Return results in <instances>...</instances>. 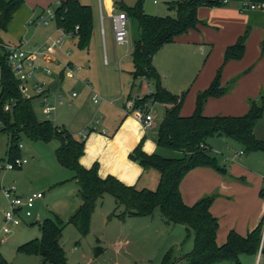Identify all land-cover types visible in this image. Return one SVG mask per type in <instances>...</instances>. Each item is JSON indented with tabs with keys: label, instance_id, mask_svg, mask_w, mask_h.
<instances>
[{
	"label": "trees",
	"instance_id": "obj_1",
	"mask_svg": "<svg viewBox=\"0 0 264 264\" xmlns=\"http://www.w3.org/2000/svg\"><path fill=\"white\" fill-rule=\"evenodd\" d=\"M264 1V0H251ZM22 0H0V30L5 31L12 15L20 7ZM201 6H221L212 0H185L168 4V10H175L174 18L151 16L143 12V0H137L133 8L122 7L129 20H135L138 26V38L132 41L131 62L133 64L132 80L144 78L152 94L144 96L142 103L170 106L158 127L156 147L181 154L176 159H166L156 154L147 155L141 151L143 139L133 149L129 158L137 161L143 169H153L159 174L157 189L154 191L136 189L124 185L112 176L102 179L98 176L97 165L89 169L80 165L84 153V141L75 140L66 131L53 128L47 121L36 119L27 98L19 89L0 49V124L2 130L9 134L10 143L7 159L19 157L18 140L25 136L32 141L50 142L56 140L59 146L55 150L58 164L74 172L73 180L78 186L80 207L69 218L66 225L73 226L82 238L89 233L90 219L97 201L104 195L114 199L116 208L110 218L123 219L126 216L148 217L158 210L166 224L182 225L194 233L193 250L184 256L186 264H215L228 262L239 264L240 255H255L262 240L263 225L260 224L245 237L231 231L223 245L216 244L218 222L211 215L209 208L214 196L204 197L193 206H186L181 199L179 186L183 177L190 170L198 167L212 168L225 175L224 168L218 166L205 142L210 137H221L241 146L248 152L264 153V143L258 140L253 129L264 116V93L256 101L250 102L248 112L240 117H205L203 108L210 98L223 96L227 89L220 86V72H217L210 86L199 93L195 100L194 112L189 117L180 116L184 94L174 95L161 86L160 76L152 66V56L177 37L188 33L204 24L198 19ZM55 26L66 33H73L76 47L83 51L88 49L93 31L92 10L77 0H65L55 8ZM75 27L78 30L75 32ZM243 36L236 44L228 47L224 54V63L242 59L245 49ZM152 83V85H151ZM233 84V82H232ZM9 102V110L4 107ZM244 154V152H242ZM216 155V154H215ZM121 209V210H119ZM64 224L54 217L39 223L40 240H33L21 245L17 251L28 256H38L41 264H67L65 252L60 245ZM260 254H264V242ZM172 250L165 253L161 264H176ZM179 258L178 261L182 260ZM0 264H6L0 256Z\"/></svg>",
	"mask_w": 264,
	"mask_h": 264
},
{
	"label": "crops",
	"instance_id": "obj_2",
	"mask_svg": "<svg viewBox=\"0 0 264 264\" xmlns=\"http://www.w3.org/2000/svg\"><path fill=\"white\" fill-rule=\"evenodd\" d=\"M4 1L8 2L10 0ZM64 1L65 0H22V4L12 15L5 32L12 35L13 39L16 41H22L21 38L23 34L26 35L29 25L36 24L34 21H36L47 8L55 9ZM77 1L82 5L91 8L94 23L95 10L97 8L99 22L102 26L101 34L103 39V35L105 34L103 26L105 17L101 3L99 4L97 0L96 7V0ZM105 7H109L107 0L105 1ZM166 10L170 11L168 8H166ZM231 10L232 8L228 10L212 9L214 12L210 15V18L207 19L215 26L221 25L218 23V17L226 11ZM109 11L111 10L107 9L108 16L106 18L111 27L110 17L116 12L113 13ZM158 12L159 13L154 16H167L166 12L162 9ZM200 21L202 22V20ZM206 26L205 23L198 25L196 29L189 31L180 37L176 43L169 44L167 46L168 48L163 47V50L160 49L161 51H158L156 55L153 56L152 63L155 65L154 67L157 74L160 76V80L162 76L164 77L161 80V86L174 95H181L186 92L187 95L184 106L185 112L180 114V116L188 117L187 115L194 112L193 109L195 108L197 95L210 86L217 72L221 69L220 86L222 89H227V92L219 98L208 99L203 108V115L205 117L243 116L248 112L250 102L257 100L258 97L264 93V29L262 30V27L257 28L255 24H252V26H256L255 29H257L253 32L252 36L250 35L248 40H246L242 59L224 63L225 50L236 44L238 39L244 35V28L241 25L239 29L223 31V36L216 39ZM52 27L53 28L45 30L46 36H42L41 38L40 36H37L38 38L34 39L35 43L32 41L33 39H31L32 44H28L36 47L44 41L46 49L43 64L45 67L50 65L52 68L56 69L57 64H59L56 54L58 51L57 49L61 44L59 43V29H57L56 26ZM35 31V35H37L38 30ZM93 31L92 37L95 38L98 35L95 26ZM201 31L203 32L202 37L198 34V32ZM128 41L130 47L128 56L131 60L130 53L132 41L130 36L127 39V42ZM0 42L3 43L2 41ZM251 42L252 46H250ZM185 43L195 44L196 47H201L200 52L198 51V48L195 49H197L196 51H198L200 59L203 60L202 64H192L184 57L181 52V47ZM160 52L162 54H159ZM157 57H161L162 61ZM246 58L249 59V61H244ZM165 63L167 68H165ZM69 65H71V63H69ZM251 66H253L254 69L245 72ZM114 72L116 74L118 73L117 70ZM132 72L133 70L128 73L131 81L127 85V89L124 91L123 84H121L120 89L118 90V88L115 87V91L112 93L114 88L111 86V78L106 80V82L105 80L97 82L96 88H93L90 84L85 86L82 83V80L71 71L76 78L74 79L76 81L75 85L83 92L80 103L88 96L93 98L94 95L98 94L102 97V101L100 102L101 105L97 108V112L104 115L102 120L99 119L96 123V130L91 131L92 133L90 132L84 141V153L80 158V165L83 168L89 169L94 161H98V165L96 163L94 164L97 165L98 176L100 178L104 179L107 176H112L124 185L135 187L136 189L142 179H144L143 183L145 184L142 186L146 187H142V189L149 190L148 188L153 186L148 183L149 179H153V174L149 172V169H143L138 164L130 163L128 161V154H130V152L132 153L138 143L143 138L144 141L146 137L151 138L156 146L158 127L165 116L166 110L170 108V106L159 103L151 104L150 111L153 116L152 127L146 130L142 128L134 116H125L123 111L124 101L135 92V90L130 87V84L133 82L131 76ZM239 75H242L240 79ZM71 79H73V77ZM120 79L121 77L117 78V80ZM55 82H58V86L56 87L57 90L62 84V79L57 78L53 83ZM145 91L146 84L140 82L138 92L143 94ZM74 93L76 94L74 98H76L77 93L75 91ZM94 104L98 105L99 100ZM182 107L183 103L181 108ZM122 117L123 124L118 127ZM117 127L118 129H116ZM109 132H112L110 133L112 134L111 137H109ZM219 138L221 139V142H219L220 144H218V146L215 145L216 148H214L212 152L220 155L221 161L223 160L222 163L226 162L224 161V157L231 159V162L225 163L230 164L228 167L224 168L226 174H219L212 168L208 167L192 169L183 177L179 186V191L182 202L189 207L193 206L204 197L214 196V201L210 205L209 211L218 222L216 244L221 246L225 243L229 232L233 231L236 234L245 237L248 233L253 231L260 222H264V163H262V158L258 156L259 154L247 158L243 156L244 154L238 155V152L234 153V155L231 152V155L230 153L228 155L225 150H230V144L226 143L227 139L218 137V140ZM26 151L28 152V149H26ZM144 151L147 155H151L153 152L149 147L144 148ZM158 176L157 178H159ZM64 182H67V180ZM148 184H150L149 187ZM20 195L29 194L21 193ZM106 196L109 195H104L101 199ZM43 198L44 195L41 200H43ZM101 199L97 201L90 219L89 227V233L91 235L93 233L94 236L96 234L98 235L96 238L97 247L95 248V254L97 257L94 256L95 261H105L104 257L107 247L112 249V256L109 259L111 264H121V262L125 264H161L165 255L163 250L166 246H171L170 250H175V252L179 250L181 244L177 243L179 240L173 234L176 225L155 223L152 216H126L123 219L117 217L110 218V214L114 212L116 208L114 199L112 197L111 200L108 199V206L105 209H103L102 205L99 206ZM110 203L114 204L112 205ZM80 205V199L69 202L66 207L67 215L71 217ZM33 216L34 213L31 218H33ZM148 218L151 220H148ZM20 225L25 226L29 224H27L26 221H23L19 226ZM95 226L98 228L97 231H94ZM153 235H157V241L151 245L152 249L150 251L145 249V252L132 256L130 249L132 247L138 248V242L142 239V236L150 237ZM263 242L264 225L261 243L263 244ZM100 244L103 245L105 249L98 247ZM122 254L130 257V261L124 260ZM263 256L264 254H260L259 251L255 255H240L239 264H263ZM108 262H105L104 264H108ZM215 264L231 263L219 262Z\"/></svg>",
	"mask_w": 264,
	"mask_h": 264
},
{
	"label": "rangeland",
	"instance_id": "obj_3",
	"mask_svg": "<svg viewBox=\"0 0 264 264\" xmlns=\"http://www.w3.org/2000/svg\"><path fill=\"white\" fill-rule=\"evenodd\" d=\"M105 1L106 0H98V3L99 4L101 3L102 5L103 13L105 17V20L103 22L104 32H105V34L103 35L104 36L103 39L101 34L102 26L99 22L98 10L96 8L95 23L93 20V28L94 26L96 27V31L98 35L95 38L91 37L90 45L88 49L83 51L78 50L76 47V40L75 38L73 39V37H66L63 41L59 39V43L61 45H59L57 49L58 55L56 54L59 64H57L56 69L52 68L50 65L46 66V68L49 69L52 73L50 76L46 77L40 74L41 79H43L42 81H44L45 84L47 85L46 88H48V86L50 87L53 84L54 80H56L57 78L62 79L61 86L58 87L57 90L52 92L48 97L50 104L53 106H54L55 97H60L62 103L55 105V111L53 112V114L50 115L48 119L44 114V110H43L44 107L41 98L35 95L30 88L26 89L27 97L31 99L32 110L38 121L45 122L48 120V122L53 128H56L61 131H66L70 135H72L73 138L81 141H85L82 139L83 132L87 129L94 128V126L96 125V120L98 121L99 119L102 120V117H104L102 113L97 112L98 106L101 105L100 102L102 101V97L97 94L99 96L98 105L94 104L93 98H91V96H88L80 103V99L83 96V92L80 91L79 88L75 85L76 81L74 79L76 78L74 77V74L71 73V71L74 72L75 75L82 80V83L85 86H88V84H90L93 88H96L97 82H102L104 80L106 82V80L111 78L112 80L111 86L114 88L112 91L113 93L115 91V87H117L118 90L120 89L121 84H123L124 91L125 89H127V85L131 81L130 75L128 73H130L133 70L131 60L128 56V52L130 49L129 41L128 42L126 41L122 44H115L113 42L111 36V27L106 17L108 16L107 9L111 10L109 12H113V13L118 12L122 7L131 9L135 6L137 0H107L109 5L108 8L105 7ZM177 1H185V0H143V12L147 15L154 16L157 13H159L158 11L160 9H162L164 12H166L167 16L174 18L176 15L175 10L167 11L166 8L169 3L172 4ZM238 6H239L238 0H229L228 5L225 6H218V7L201 6L198 8V18L207 25L206 28H209L208 29L210 30L209 32H211V34H213L214 38L216 39L221 38L223 36V31L239 29L240 26L242 25L245 32L243 36L246 37L245 39V45H246V40H248L250 35L252 36L253 32H255V30L258 27L260 28L262 27L261 28L262 30L264 29V13L239 12ZM96 7H97V0H96ZM231 8L234 11L232 10H231L232 12L226 11L225 13H223L218 17L219 18L218 23L221 25L215 26L214 24H212L211 21H208L207 18H210V15L214 12L212 11V9L228 10ZM158 17H165V16H158ZM252 24H255L257 28L255 29L256 26H252ZM52 26H55L54 21L49 22L47 25H43V24L29 25L26 35L23 34L21 39L23 42L32 44L31 39H33L32 41L34 42V39L38 38L37 36H40V38L42 36H46L45 30H47L48 28H53ZM35 30H38L37 35H35L36 32ZM93 32L94 31H92V34ZM202 33H203L202 31L198 32L200 37L203 36ZM183 35L177 37L170 44L176 43L178 39ZM129 36L131 41L138 38V26L135 20H130ZM0 41H2L3 44L5 45L7 44L15 45L20 42L13 39L12 35L7 34L3 30H0ZM40 45H46V44L43 41L41 42V44H38V46ZM168 45H165L164 47L166 48ZM250 46H252V42ZM31 47L34 48V46ZM195 48H198V51L200 52L201 47L198 46L196 47L195 44L185 43L181 47V52L183 53L184 57L187 60H189V62H191L192 64L194 63L202 64L203 60L200 59L198 55V51H196L197 49ZM156 53L153 56H155ZM159 54L162 53L160 52ZM104 56L108 61V65H105L104 63ZM157 58L161 60V57H157ZM247 60L249 61V59L247 58L244 59V61ZM69 63H71L72 66L69 65ZM164 65L165 68H167L166 63ZM152 66L154 67L155 65L152 63ZM253 69H254L253 66H251L245 72H249L250 70ZM116 70L118 71L117 74L114 72ZM70 76H72L73 79H71L72 77ZM239 76L238 77L240 79L242 75ZM118 77H121V79L117 80ZM163 78L164 77L162 76L161 80ZM151 88L153 89V85L151 86ZM74 91L77 93L76 98L71 97V94ZM186 95L187 94L185 92L183 107L180 109V114L185 112L184 106H185ZM6 106H9V102L6 103ZM191 115L192 114H189L187 116L189 117ZM123 117L121 118L118 127L123 124L122 122ZM118 127L116 129H118ZM1 130H2V125L0 124V256L3 259V261L6 264H41L40 257L21 254L17 251V249L21 245L28 243L30 241L40 240L41 232L39 230L38 223H42L45 219L58 217V219L64 224L60 242L62 249L65 252L67 264H104L105 262L108 261H109L108 264H111V261L109 259L112 256V249L109 247H107L105 251V257H104L105 261L102 262L101 260L99 261L94 260L95 258L94 256H96L95 248L97 247L96 246V238L98 237L97 234L94 236L93 235L94 233L92 235L89 233L86 237L82 238L74 227L66 225V222L70 217L66 213V207L69 202L79 200L80 197L78 195L76 182L72 180L75 175L74 172L61 167L56 160L55 150L59 146L58 141L56 140H52L50 142H43L38 140L32 141L23 135L20 136L19 140L17 141L18 145L22 146V148L19 150V157L26 158L27 164L21 169L5 171L4 168L7 161L10 136L5 131H1ZM110 133L112 132H109V137L112 136V134ZM253 133L257 139L261 140L264 143V116L254 126ZM219 142H221L220 138L218 140V137H210L206 140L205 144L212 151L214 148H216L215 145L218 146V144H220ZM226 143L230 144L229 146L230 150H225V152L228 153V155L229 153L231 155V152L234 155V153L239 151L244 152L243 156L245 158L249 156H256L255 154H259L258 156L262 158L261 159L262 163H264V153L262 152L247 153L243 148H241L240 145L231 142L230 140H226ZM146 147L152 149L153 151L152 154H156L166 159H176L181 156V154L178 152L170 151L163 148H157L154 142L149 137H146V139L143 141L141 145V151L145 153L144 148ZM26 149H28V152L26 151ZM130 154H128V161L133 164L134 163L138 164L137 161H133L129 158ZM209 155L216 159L218 166L221 168H226L230 165V164H225L226 162L222 163L223 160L221 161L220 155H215L213 152L209 153ZM94 163L97 164L98 161H94L91 167L94 165ZM149 170H150L149 172L153 174V179L152 180L149 179L148 183H150L153 186L150 187L152 189L150 188L148 189L154 191L157 189L158 186L159 178H157V176L159 174H157L158 172H156L153 169H149ZM66 180L67 182H64ZM143 180L144 179H142L140 184L137 186L139 190H141L142 187H146V186H142L145 184L143 183ZM150 184H148V187L150 186ZM12 186L16 188L19 194L41 193L44 195V198L43 200L35 202L33 208L34 216L33 218L26 220L27 224L29 225L15 226L11 229L9 234L5 235L2 232V228L5 223L4 212L7 210L8 205L3 195V188L8 189L11 188ZM108 199L111 200V197L106 196L103 199H101L99 206L102 205L103 209H105L108 206L107 204ZM161 218L162 217L160 216L158 210H156L152 215V219L155 223L158 224L165 223V221ZM148 220L151 219L148 218ZM175 228L176 229L173 234L179 240V242L177 243H180L181 245L177 252H175V250H172L173 256L175 257L174 259H176L177 261L176 264H186L187 262L184 259V256L191 253V251L193 250L194 233L192 230L187 231L186 228L181 225H176ZM97 230L98 228L97 226H95L94 231ZM156 241H157V235H153L150 237L142 236V239H140L138 242V248L132 247L130 249L132 256H136L138 254H141V252H145V249L150 251L152 249L151 245H153L154 242ZM98 247L105 249V247L101 244ZM170 249L171 246H166L163 252L166 253V251L168 252ZM122 256L124 260L130 261V257H128L127 255L122 254ZM182 257L183 259L178 261V259ZM263 260H264V256H263ZM121 264H125V263L121 262Z\"/></svg>",
	"mask_w": 264,
	"mask_h": 264
},
{
	"label": "built area",
	"instance_id": "obj_4",
	"mask_svg": "<svg viewBox=\"0 0 264 264\" xmlns=\"http://www.w3.org/2000/svg\"><path fill=\"white\" fill-rule=\"evenodd\" d=\"M212 2L219 4L221 6L228 5L229 0H212ZM239 12L243 13H264V1H251V0H238ZM55 19V9L47 8L44 13L37 18L34 23L47 25L49 22H53ZM111 32L113 37V42L115 44H122L127 41L129 37V26L130 20L125 12L118 11L110 17ZM78 27H75L76 32ZM103 32V30H102ZM73 33H66L59 30L60 40L63 41L66 37H73ZM0 49H2L6 55L7 64L14 76V78L19 83L20 91L27 97L26 89L30 88L35 95L41 98L44 107V114L48 119L51 114L55 111V105L61 104V98H54V106L50 104L48 97L52 93L51 86L46 88V84L43 79H41L40 74L44 76H50L51 71L47 69L43 62L45 57L46 45H40L36 47H31L28 43L20 41L15 45H5L0 42ZM104 63L108 65V61L104 56ZM66 67V66H65ZM140 82L146 84V91L141 94L138 92V87ZM135 92L130 95L123 104V111L125 116L132 115L137 120V122L142 126L144 130L152 127L153 116L151 114L150 105L153 104L152 101L144 102V96H149L152 94V88L149 83L145 81L144 78L133 81L130 84ZM76 94L72 92L71 96L74 97ZM28 98V97H27ZM99 97L97 95L93 96V101L96 103ZM5 111L9 110V106L4 107ZM98 120H96V123ZM96 127L92 129H87L82 134V139L85 140L89 135V132L95 131ZM19 149L22 148L21 145L18 146ZM243 154L242 151L238 152V155ZM216 155H218L216 153ZM224 161L231 162V159L224 157ZM27 164L26 158H14L12 160L7 159L4 170L12 171L16 169H21ZM3 195L7 202V210L4 212V226L2 232L7 235L10 233L11 229L21 222L30 219L33 215V208L35 202L41 200L43 194L32 193L29 195H20L16 188L12 186L11 188H3ZM262 243L259 247V253L261 251Z\"/></svg>",
	"mask_w": 264,
	"mask_h": 264
},
{
	"label": "water",
	"instance_id": "obj_5",
	"mask_svg": "<svg viewBox=\"0 0 264 264\" xmlns=\"http://www.w3.org/2000/svg\"><path fill=\"white\" fill-rule=\"evenodd\" d=\"M57 86H58V82L53 83V84L51 85V89H52V91H55Z\"/></svg>",
	"mask_w": 264,
	"mask_h": 264
}]
</instances>
